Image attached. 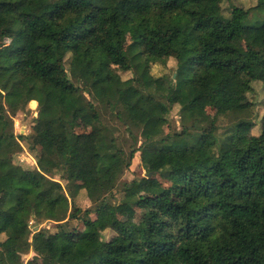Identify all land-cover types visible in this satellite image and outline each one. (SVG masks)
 Wrapping results in <instances>:
<instances>
[{"label":"trees","instance_id":"1","mask_svg":"<svg viewBox=\"0 0 264 264\" xmlns=\"http://www.w3.org/2000/svg\"><path fill=\"white\" fill-rule=\"evenodd\" d=\"M226 1L0 0V264L31 251L41 264H264V0ZM170 59L172 76L152 73ZM29 102L32 134L16 136L11 117ZM177 106L181 129L162 137ZM109 120L129 132L128 150ZM23 140L34 168L15 161ZM137 154L180 191L145 199L141 226L118 216L161 189L147 175L119 184ZM80 176L94 208L75 202Z\"/></svg>","mask_w":264,"mask_h":264},{"label":"rangeland","instance_id":"2","mask_svg":"<svg viewBox=\"0 0 264 264\" xmlns=\"http://www.w3.org/2000/svg\"><path fill=\"white\" fill-rule=\"evenodd\" d=\"M234 4L235 6L242 7V8H252L257 4V0H231L226 1L224 4L225 8H229L230 4ZM251 24H254L251 23ZM257 25V24H254ZM123 43L125 47H128L132 43V38L129 36V34H124L123 37ZM11 43V40H7V45ZM177 68V63L175 60L170 59L167 63V65H163L161 63H157L152 65V73L155 76H163V75H169L172 76ZM132 74H123V77L129 78ZM258 92L259 96L258 99L264 102V86L262 85H256V93ZM257 97V96H256ZM89 100L93 102L95 105L100 104L102 100V93L97 92L90 96H88ZM223 107L222 102H217L213 106L206 109L204 115L205 117L210 121H214L215 118H217L219 112L221 111ZM256 113H258L259 117H261L264 114V107L263 103L259 105L258 109L256 108ZM38 116L37 109H32L30 106V102L28 104V107L25 111L19 112L17 115L12 116L11 119L13 120V132L16 136H30L32 134V127L34 125V120ZM110 121V125H112L116 131V136H119L121 139L127 138V150L130 144H132V141H130L129 132L126 130L125 126L122 123L119 122H113ZM229 119L228 118H219L218 124L221 126V133L226 131V127L229 125ZM76 131L78 133H88L91 131V128L87 125H85L82 122L76 123ZM181 129V118H180V107H175L170 115L169 123H163L161 124V130H162V137L167 136L171 131L173 130H180ZM260 130V125L258 124L257 127L253 130V134L258 135ZM137 135L138 131H134ZM21 144L23 146V152H21L19 155L16 156V163L19 165L25 167V168H34L36 166V154L32 153L30 151V142L29 140H23L21 141ZM147 172L143 168L140 155L137 154L135 156V159L133 160L132 166L130 170L126 171L123 177L120 180L119 184L125 183L127 181H130L136 177L142 178L146 177ZM155 178H157L161 183V189L157 193L154 194H146L141 193L139 195V203L135 206H132V210L129 212L125 208V205L120 203L118 204V216L120 220L125 224H134L137 226H141L144 224L145 215L147 212V209L144 205V200L148 199L150 197L159 196V195H165L168 193H173L177 197L180 195V191L176 188V186L173 185L172 181L162 178L159 174H153ZM152 176V177H153ZM57 180H59V177H56ZM76 188L79 190V194L75 199L76 204L82 208L83 210L88 208H94L91 201L88 199V196L86 194V191L83 190V183H82V176L79 177L78 182L76 183ZM118 198L121 199V195L118 193ZM92 219L96 218V215L93 214ZM40 228H48L52 232L57 231V225L55 223L45 222L43 223ZM71 228L74 230V238L78 239L81 233L84 231L85 227L81 221H71ZM115 236V233L112 230H108L105 232V238L106 240H110ZM6 237L0 236V240H4ZM22 264H41L40 259L37 257L36 253L31 251L30 253L23 256Z\"/></svg>","mask_w":264,"mask_h":264},{"label":"water","instance_id":"3","mask_svg":"<svg viewBox=\"0 0 264 264\" xmlns=\"http://www.w3.org/2000/svg\"><path fill=\"white\" fill-rule=\"evenodd\" d=\"M147 176L150 178L153 176V173L147 174Z\"/></svg>","mask_w":264,"mask_h":264}]
</instances>
